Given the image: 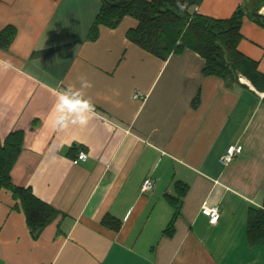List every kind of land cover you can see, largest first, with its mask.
I'll list each match as a JSON object with an SVG mask.
<instances>
[{
	"label": "crops",
	"instance_id": "1",
	"mask_svg": "<svg viewBox=\"0 0 264 264\" xmlns=\"http://www.w3.org/2000/svg\"><path fill=\"white\" fill-rule=\"evenodd\" d=\"M249 1L201 0L195 11L225 19ZM101 6L0 0V31L15 29L0 45L12 65H0V139L23 133L11 181L57 212L31 233L1 189L0 264H264V243L247 238L248 211L264 206V92L245 77L248 88L204 75L192 50L146 52L126 38L130 16L90 40ZM240 33L238 50L264 73V26L244 17ZM82 74L93 84L89 123L56 130L57 93ZM232 144L242 151L223 165ZM81 150L86 159L73 163ZM147 177L154 186L142 192ZM203 205L218 207L216 223Z\"/></svg>",
	"mask_w": 264,
	"mask_h": 264
},
{
	"label": "trees",
	"instance_id": "2",
	"mask_svg": "<svg viewBox=\"0 0 264 264\" xmlns=\"http://www.w3.org/2000/svg\"><path fill=\"white\" fill-rule=\"evenodd\" d=\"M102 6L90 27L88 38L94 40L100 25L115 28L125 16L137 21L135 28L126 32V38L146 52L161 60L185 49L202 57V73L221 78L227 85L248 86L239 81L245 77L259 92H264V73L258 70L257 62L238 50L242 35L240 29L244 17L264 26V0H250L237 6L230 17L216 19L195 11L201 0H101ZM181 5H186L181 12ZM15 35L13 27L0 31V45L7 47ZM198 98H196V101ZM23 143V133L10 132L0 139V190L6 189L16 203L13 208L24 214L31 233L40 232L56 216V210L37 198L29 187L12 184L10 171L16 162ZM176 188L186 190L182 183ZM171 197V196H170ZM170 200L179 210V198ZM173 198V197H172ZM171 199V198H170ZM117 228V226H113ZM171 224L168 225L170 229ZM247 238L250 244L264 243V206L250 208L247 215Z\"/></svg>",
	"mask_w": 264,
	"mask_h": 264
},
{
	"label": "clouds",
	"instance_id": "3",
	"mask_svg": "<svg viewBox=\"0 0 264 264\" xmlns=\"http://www.w3.org/2000/svg\"><path fill=\"white\" fill-rule=\"evenodd\" d=\"M181 12L186 5L179 6ZM5 69L12 65L10 61H0ZM79 86L69 83L65 89L57 93L56 102L50 113L52 127L56 130L67 129L70 125L86 126L89 123L90 113L93 105L89 98H86V90L93 87L92 82L86 75L78 77Z\"/></svg>",
	"mask_w": 264,
	"mask_h": 264
},
{
	"label": "built area",
	"instance_id": "4",
	"mask_svg": "<svg viewBox=\"0 0 264 264\" xmlns=\"http://www.w3.org/2000/svg\"><path fill=\"white\" fill-rule=\"evenodd\" d=\"M240 79V78H239ZM139 93H135L134 97H139ZM242 151V146L239 144L229 145L225 151V153L220 157L219 161L223 165H227L232 161V159L239 155ZM87 157V153L84 150L78 152L77 156L73 159V163H77L78 161L85 160ZM154 186V180L151 177H147L142 181L141 191L146 192L151 190ZM201 212L206 215L209 219L210 223H216L219 218V210L216 206H202Z\"/></svg>",
	"mask_w": 264,
	"mask_h": 264
},
{
	"label": "water",
	"instance_id": "5",
	"mask_svg": "<svg viewBox=\"0 0 264 264\" xmlns=\"http://www.w3.org/2000/svg\"><path fill=\"white\" fill-rule=\"evenodd\" d=\"M261 14H264V12L261 11Z\"/></svg>",
	"mask_w": 264,
	"mask_h": 264
},
{
	"label": "rangeland",
	"instance_id": "6",
	"mask_svg": "<svg viewBox=\"0 0 264 264\" xmlns=\"http://www.w3.org/2000/svg\"><path fill=\"white\" fill-rule=\"evenodd\" d=\"M259 11H261V9Z\"/></svg>",
	"mask_w": 264,
	"mask_h": 264
}]
</instances>
